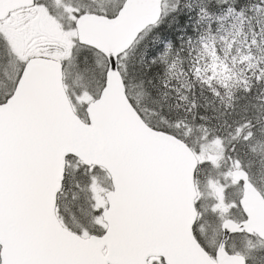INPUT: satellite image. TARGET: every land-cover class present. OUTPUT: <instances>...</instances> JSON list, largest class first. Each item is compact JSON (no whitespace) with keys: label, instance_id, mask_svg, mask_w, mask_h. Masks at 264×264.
Masks as SVG:
<instances>
[{"label":"snow or ice","instance_id":"6c2138e0","mask_svg":"<svg viewBox=\"0 0 264 264\" xmlns=\"http://www.w3.org/2000/svg\"><path fill=\"white\" fill-rule=\"evenodd\" d=\"M0 264H264V0H0Z\"/></svg>","mask_w":264,"mask_h":264}]
</instances>
